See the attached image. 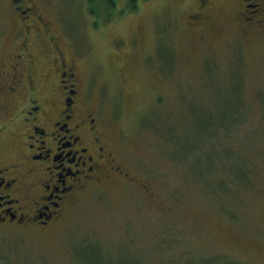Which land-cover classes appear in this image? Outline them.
<instances>
[{
    "label": "rangeland",
    "instance_id": "1",
    "mask_svg": "<svg viewBox=\"0 0 264 264\" xmlns=\"http://www.w3.org/2000/svg\"><path fill=\"white\" fill-rule=\"evenodd\" d=\"M34 1L79 51L127 175L46 229L0 225V264H264V29L242 33L238 0ZM12 13L0 0V56Z\"/></svg>",
    "mask_w": 264,
    "mask_h": 264
},
{
    "label": "flooded vegetation",
    "instance_id": "2",
    "mask_svg": "<svg viewBox=\"0 0 264 264\" xmlns=\"http://www.w3.org/2000/svg\"><path fill=\"white\" fill-rule=\"evenodd\" d=\"M8 1L12 31L0 56V225L46 229L91 186L127 174L64 23L34 0ZM238 1L241 30L264 29V0Z\"/></svg>",
    "mask_w": 264,
    "mask_h": 264
},
{
    "label": "trees",
    "instance_id": "3",
    "mask_svg": "<svg viewBox=\"0 0 264 264\" xmlns=\"http://www.w3.org/2000/svg\"><path fill=\"white\" fill-rule=\"evenodd\" d=\"M135 0H130V2H131V4H130V6H131V8H133V6H134V2ZM136 5V4H135ZM236 16V15H235ZM201 18V17H200ZM199 18V19H200ZM198 19V20H199ZM238 19V18H237ZM198 20H192L193 22H197ZM239 20V19H238ZM241 29V28H240ZM244 32H250V30H248V31H242V33H244ZM253 32H256V31H252V33ZM263 104H264V101H263ZM242 120V118L241 119H239L237 122H235L234 121V119H230L229 121H228V123H226L225 124V127H226V129L228 130V132H230L231 130H232V127L234 128V126H236L237 127V124H238V122H240ZM260 122V124H262V129H264V120H260L259 121ZM256 128V127H255ZM236 130V129H235ZM229 134V133H228ZM252 134L254 135H257V136H259V138H258V141L256 142L257 144H260V143H263L264 142V135H260V133H259V131H257V130H255V129H253L252 128ZM229 136H230V134H229ZM244 139H247L246 141H248L250 138H249V136H244ZM208 143H209V145L210 146H214L215 144H221L220 143V141H215L212 137H209V139H208ZM226 150H227V153H224L225 154V157L226 158H231V159H236V158H238L239 156H236V154L234 153V151L230 148V147H227V148H225ZM241 160L245 163V160H244V158L243 157H241ZM233 178L236 180V181H238V182H235L234 181V183H236V184H242V183H246L247 181H248V179H249V176H248V173H246V172H242V173H239L238 175H237V173H236V175H234L233 176ZM233 179V180H234ZM247 180V181H246Z\"/></svg>",
    "mask_w": 264,
    "mask_h": 264
}]
</instances>
